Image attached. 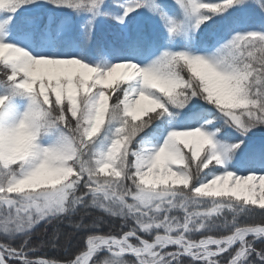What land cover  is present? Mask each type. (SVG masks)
Returning a JSON list of instances; mask_svg holds the SVG:
<instances>
[{"label":"snow or ice","instance_id":"snow-or-ice-1","mask_svg":"<svg viewBox=\"0 0 264 264\" xmlns=\"http://www.w3.org/2000/svg\"><path fill=\"white\" fill-rule=\"evenodd\" d=\"M0 264H264V0H0Z\"/></svg>","mask_w":264,"mask_h":264},{"label":"trees","instance_id":"trees-1","mask_svg":"<svg viewBox=\"0 0 264 264\" xmlns=\"http://www.w3.org/2000/svg\"><path fill=\"white\" fill-rule=\"evenodd\" d=\"M257 219H259V217H257Z\"/></svg>","mask_w":264,"mask_h":264}]
</instances>
